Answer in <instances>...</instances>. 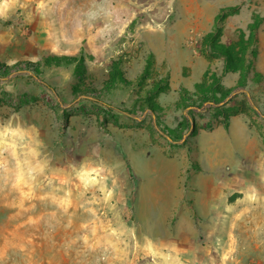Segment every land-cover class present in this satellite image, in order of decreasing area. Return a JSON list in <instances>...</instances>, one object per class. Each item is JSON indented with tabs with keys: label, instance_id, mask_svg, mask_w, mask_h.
<instances>
[{
	"label": "rangeland",
	"instance_id": "1",
	"mask_svg": "<svg viewBox=\"0 0 264 264\" xmlns=\"http://www.w3.org/2000/svg\"><path fill=\"white\" fill-rule=\"evenodd\" d=\"M236 4L242 53L264 0H0V264H264V22L245 87L200 46Z\"/></svg>",
	"mask_w": 264,
	"mask_h": 264
},
{
	"label": "trees",
	"instance_id": "2",
	"mask_svg": "<svg viewBox=\"0 0 264 264\" xmlns=\"http://www.w3.org/2000/svg\"><path fill=\"white\" fill-rule=\"evenodd\" d=\"M240 9V4L236 5H229L222 7L219 11V13L215 16V23L210 31H208L200 40V46L201 50L204 53H208L211 55L221 56L224 58V67L221 75H217L216 73H213V79L216 82L217 85H220V88H223L221 86V78L224 74L228 72H241V77L239 79V85L245 87L247 85L248 81V75L247 72L251 69V64L254 61V58L258 54V43H259V28L261 24L264 22V15H255L253 17L252 22L249 24V36L247 39H244L243 35L241 37L242 45H244V49H248L250 46H254V48H251L249 51H243L242 53H239L235 49L234 44H226L222 41V32H223V22L225 18L232 14L237 12ZM251 54V55H250ZM250 55V56H248ZM248 56V57H247ZM250 58V59H249ZM248 60L247 65H243V63ZM77 62V58L69 55H52L50 57H46L41 63H31L26 62L25 64L28 66L29 69L38 71L40 69L41 65H46L48 67L53 66H60L65 64H73ZM18 65H22L19 63ZM7 68H2V70ZM1 70V69H0ZM209 71L206 72V75L204 76L203 80L201 82H198L196 84L197 88H200L204 91L203 93V102H217L216 100H219L217 97V90L213 89L211 90L210 87H206V76ZM262 78L261 72L257 70H253V79L260 81ZM165 85H168V82L166 81ZM164 84L161 85V87H157V91L163 90L166 86ZM186 89L183 90L182 97L187 101V103L184 104V108H190L191 106H194L193 104L189 103L192 102L191 98L186 97ZM83 96L93 98L100 104L109 107L110 110H114L115 107L109 105L108 103L102 101L100 97L97 95H93V91L87 90L81 92ZM226 95H229V93H225ZM191 114V113H189ZM189 120V119H188ZM191 120V118H190ZM191 122V121H190ZM158 130L165 135L167 138L172 139L171 135L161 127L160 123L157 122L156 124Z\"/></svg>",
	"mask_w": 264,
	"mask_h": 264
},
{
	"label": "crops",
	"instance_id": "3",
	"mask_svg": "<svg viewBox=\"0 0 264 264\" xmlns=\"http://www.w3.org/2000/svg\"><path fill=\"white\" fill-rule=\"evenodd\" d=\"M198 6H199V4H198ZM199 7H200V6H199ZM182 30H183V31H186L185 28H183ZM183 31H181V33H182V34H185V36H187V35L189 34L188 31H186V32H183ZM183 37H184V36H183Z\"/></svg>",
	"mask_w": 264,
	"mask_h": 264
}]
</instances>
